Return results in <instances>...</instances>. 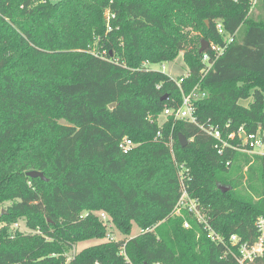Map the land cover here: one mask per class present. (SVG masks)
Returning <instances> with one entry per match:
<instances>
[{
    "label": "trees",
    "instance_id": "obj_1",
    "mask_svg": "<svg viewBox=\"0 0 264 264\" xmlns=\"http://www.w3.org/2000/svg\"><path fill=\"white\" fill-rule=\"evenodd\" d=\"M218 24L233 42L203 78ZM181 53L180 86L150 68ZM198 85L199 125L264 131V0H0V264H239L228 242L260 236L264 155L219 154L198 125L156 120ZM124 138L139 146L124 154ZM183 187L224 242L174 215ZM102 212L124 239L107 241ZM20 221L32 233L11 230Z\"/></svg>",
    "mask_w": 264,
    "mask_h": 264
},
{
    "label": "built area",
    "instance_id": "obj_2",
    "mask_svg": "<svg viewBox=\"0 0 264 264\" xmlns=\"http://www.w3.org/2000/svg\"><path fill=\"white\" fill-rule=\"evenodd\" d=\"M258 1L259 0H252L253 6L256 5ZM107 15L108 20L110 21L112 16L110 13ZM217 29L221 35L225 36V29L222 24H218ZM232 42L233 36L227 35L225 36V45L223 46L215 43H209V48L201 54L202 62L204 64V68L201 72L203 78L212 70L217 60L226 53L229 44ZM171 77L173 78V76ZM187 77L188 74L183 76V78L180 80H176L175 78L173 79L180 86ZM206 96L207 93L201 91V86L198 85L190 94L183 95V104L181 106L177 108L166 107L162 113V116L166 117L167 120L174 118L175 120H184L198 125L205 133L215 139V148L218 150L219 154H223L225 149L230 148L243 153L264 155V131L248 134L246 130L241 127L236 133L224 136V133L219 126L199 125L196 104L200 100L206 98ZM159 136H161L160 133ZM236 137L241 139L240 145H235L232 143V140H234ZM136 147L137 144L129 138H124L120 144V149L124 154H129ZM183 188V195L176 206L174 213L177 216H182L183 210L186 209L188 212L194 214L200 223L205 225L206 229L209 231V236L213 241L224 242L222 237L212 229L210 224L202 215L198 200L191 198L186 190V187ZM100 219L108 227V234L106 237L107 241L119 242L120 240L115 237L113 229L114 224L112 223L110 216L107 213L102 212L100 213ZM256 225L260 232V236L256 242L252 244L242 243L241 238L237 235H233L228 242L232 248L229 250L236 257L239 264H261L264 262V218H259L256 222ZM185 227L190 228V223L188 221L185 222ZM122 254L124 255L125 251H123Z\"/></svg>",
    "mask_w": 264,
    "mask_h": 264
},
{
    "label": "rangeland",
    "instance_id": "obj_3",
    "mask_svg": "<svg viewBox=\"0 0 264 264\" xmlns=\"http://www.w3.org/2000/svg\"><path fill=\"white\" fill-rule=\"evenodd\" d=\"M52 1L55 2L57 0H52ZM106 13L108 14V10L106 11ZM150 68L153 70H156V71H162L165 74H167L169 76H173L175 78H179L180 76H183L188 72V67L184 61L183 53H181L179 58L172 63L150 65ZM251 102H252V99H249V100H244L241 103L244 106H248ZM156 120L158 121V123L161 126L167 122L166 117L162 116V114L159 115ZM138 146H139V144H137V147ZM173 159L175 161L174 156H173ZM177 166H178V174H179V176L182 177V175L184 173V169L182 168V165L177 164ZM247 170H248L247 167L244 168V170H243V173L245 174V180H244V183L242 185V188H243L242 191L255 196L253 191H251L249 189V183L247 182ZM182 179H183V177H182ZM6 206H8V205H6ZM174 215L177 216L175 213H174ZM113 229H114L115 237L117 239H119V240L124 239V236H122V234L118 230H116L115 228H113ZM11 230H19V231L25 232V233H32V231L27 228L26 223L24 221H20L18 223L13 224L11 226ZM140 233H141L140 228L135 224L133 227V230H132V236H136ZM97 244H100V242L98 240H89V241L81 242L76 246V248L72 251V253H70L69 257L72 258L77 253L81 252L83 249L97 245Z\"/></svg>",
    "mask_w": 264,
    "mask_h": 264
},
{
    "label": "water",
    "instance_id": "obj_4",
    "mask_svg": "<svg viewBox=\"0 0 264 264\" xmlns=\"http://www.w3.org/2000/svg\"><path fill=\"white\" fill-rule=\"evenodd\" d=\"M209 41L203 39L201 41V47H200V50H199V53L202 54L203 52H205L208 48H209ZM168 98V96H165L162 98V100H166ZM116 106V104H113L111 106V108H114ZM180 144L183 146V147H186L189 143L188 139L183 136V135H180ZM28 176L31 177V178H41L42 180L44 181H49L48 178H46L45 174L43 172H40V171H31L28 173ZM231 188H226L225 191H229Z\"/></svg>",
    "mask_w": 264,
    "mask_h": 264
},
{
    "label": "crops",
    "instance_id": "obj_5",
    "mask_svg": "<svg viewBox=\"0 0 264 264\" xmlns=\"http://www.w3.org/2000/svg\"><path fill=\"white\" fill-rule=\"evenodd\" d=\"M186 74H188V72H187ZM186 74H185V75H186ZM185 75H183V76H185ZM180 77H182V76H180Z\"/></svg>",
    "mask_w": 264,
    "mask_h": 264
}]
</instances>
